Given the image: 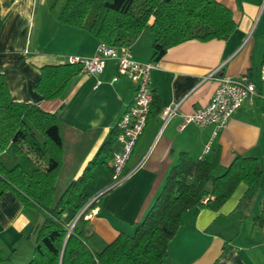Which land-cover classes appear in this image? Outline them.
<instances>
[{"label": "crops", "instance_id": "0c3cea01", "mask_svg": "<svg viewBox=\"0 0 264 264\" xmlns=\"http://www.w3.org/2000/svg\"><path fill=\"white\" fill-rule=\"evenodd\" d=\"M53 1L0 0V70L15 100L34 102L56 113L71 128L67 131L70 139L98 130L85 165L97 158L103 143L117 131L116 124L133 101L137 84L120 72L118 59L110 58L101 73L82 70L60 97L44 99L36 89L39 68L69 62L72 55L91 56L100 42L85 28L59 22L51 12ZM218 1L231 9L235 30L224 39H191L175 45L152 70L153 91L160 96V105L180 102L178 113L165 122L159 102L152 104L145 131L126 167L129 174L119 184L113 185L111 157L102 154L97 159L92 178L84 186L90 198L84 208L94 250H102L121 232L134 233L182 151L194 159L218 157L215 175L222 174L237 155L257 157L264 172V95L248 98L217 133L212 124L184 122L183 114L210 100L218 81L207 76L217 69L231 76L247 71L262 86L264 0ZM153 42L154 34L143 31L130 45L133 57L151 61ZM208 143L211 147L205 152ZM245 191L246 185H239L218 210H188L161 264H264V223L254 220L264 198V175L246 209L238 207ZM42 221L41 212L25 206L12 190L0 197L2 264L32 259L37 240L33 228Z\"/></svg>", "mask_w": 264, "mask_h": 264}, {"label": "trees", "instance_id": "16d2710c", "mask_svg": "<svg viewBox=\"0 0 264 264\" xmlns=\"http://www.w3.org/2000/svg\"><path fill=\"white\" fill-rule=\"evenodd\" d=\"M51 12L59 22L85 28L100 41L118 47L130 46L143 31H150L153 61L187 40L224 39L236 28L231 9L218 0H54ZM39 69L36 89L44 99H54L83 65L69 61ZM157 102L162 111L160 96L154 95L152 104ZM69 129L56 113L34 102L15 100L0 70V197L12 190L25 206L36 207L43 216L33 228L37 235L34 256L22 264H161L188 210H218L241 184L246 191L238 207L246 209L264 175L255 156L237 155L222 174L215 175L218 157L194 159L182 151L134 233L121 232L97 251L89 242L87 210L70 224L90 201L84 186L98 157L112 156L117 131L103 143L97 158L83 165L98 130H87L80 133L85 138L73 140L67 136ZM263 217L264 198L255 223L262 224ZM4 260L0 247V264Z\"/></svg>", "mask_w": 264, "mask_h": 264}, {"label": "built area", "instance_id": "2783aa9c", "mask_svg": "<svg viewBox=\"0 0 264 264\" xmlns=\"http://www.w3.org/2000/svg\"><path fill=\"white\" fill-rule=\"evenodd\" d=\"M110 58L118 59L120 72L127 74L137 84L133 101L123 111L116 124L115 148L110 159L113 185H116L128 176L127 164L149 119L154 99L152 70L157 66V61H139L133 57L130 46L118 47L103 41L99 42L96 52L91 56H69L70 62L82 63L83 70L90 74L101 73ZM207 77L218 81L213 95L207 104L191 113L183 114V117L185 123L214 125V133L227 125L231 116L248 98L264 95V62L259 74L262 86L247 71L231 76L220 74L217 69ZM179 104L180 102H175L163 108L161 115L165 122L178 113ZM210 147L208 143L205 152L209 151Z\"/></svg>", "mask_w": 264, "mask_h": 264}, {"label": "rangeland", "instance_id": "374dc122", "mask_svg": "<svg viewBox=\"0 0 264 264\" xmlns=\"http://www.w3.org/2000/svg\"><path fill=\"white\" fill-rule=\"evenodd\" d=\"M263 219H264V217H263ZM75 222H76V218H74V220L71 222V224H70V225L72 226V225H73ZM263 223H264V220H263ZM263 223H262V224H263ZM262 234H263V236H264V231H263V233H262Z\"/></svg>", "mask_w": 264, "mask_h": 264}, {"label": "water", "instance_id": "95a60500", "mask_svg": "<svg viewBox=\"0 0 264 264\" xmlns=\"http://www.w3.org/2000/svg\"><path fill=\"white\" fill-rule=\"evenodd\" d=\"M85 208L83 210H81V212L78 214L77 218H76V221L77 219L80 217V215L84 212Z\"/></svg>", "mask_w": 264, "mask_h": 264}]
</instances>
